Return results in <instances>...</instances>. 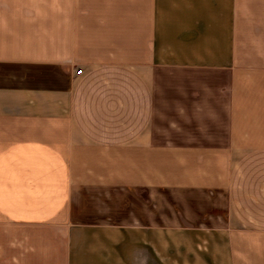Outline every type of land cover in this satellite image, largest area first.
I'll return each instance as SVG.
<instances>
[{"label": "crops", "instance_id": "1", "mask_svg": "<svg viewBox=\"0 0 264 264\" xmlns=\"http://www.w3.org/2000/svg\"><path fill=\"white\" fill-rule=\"evenodd\" d=\"M0 264H264V0H0Z\"/></svg>", "mask_w": 264, "mask_h": 264}, {"label": "rangeland", "instance_id": "2", "mask_svg": "<svg viewBox=\"0 0 264 264\" xmlns=\"http://www.w3.org/2000/svg\"><path fill=\"white\" fill-rule=\"evenodd\" d=\"M169 205L165 202H163V209H168Z\"/></svg>", "mask_w": 264, "mask_h": 264}, {"label": "built area", "instance_id": "3", "mask_svg": "<svg viewBox=\"0 0 264 264\" xmlns=\"http://www.w3.org/2000/svg\"><path fill=\"white\" fill-rule=\"evenodd\" d=\"M79 72H81V71H79Z\"/></svg>", "mask_w": 264, "mask_h": 264}]
</instances>
